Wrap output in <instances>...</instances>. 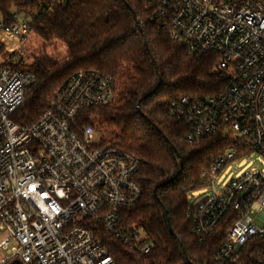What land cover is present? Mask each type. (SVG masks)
Instances as JSON below:
<instances>
[{
  "label": "built area",
  "instance_id": "built-area-1",
  "mask_svg": "<svg viewBox=\"0 0 264 264\" xmlns=\"http://www.w3.org/2000/svg\"><path fill=\"white\" fill-rule=\"evenodd\" d=\"M0 31L20 42L32 34L36 14L53 12L55 0H10ZM153 17L171 28L189 54H215L214 72L228 78L219 94L171 102L169 115L188 127L187 139L222 133L241 141L203 172L209 194L192 202V234L205 243L230 219L218 262L236 258L254 238L264 239V172L248 170L219 183L226 170L250 154L264 157V0H149ZM0 63V251L1 264H117L110 240L148 255L154 244L124 217L141 199L139 160L96 138L78 118L113 96L111 77L95 70L74 73L39 119L17 125L38 77ZM251 149L245 153L244 147ZM226 178V177H225ZM219 183V184H218ZM202 190V191H204ZM4 234H6L4 236ZM14 242L15 244H11ZM264 264V260L262 262Z\"/></svg>",
  "mask_w": 264,
  "mask_h": 264
},
{
  "label": "trees",
  "instance_id": "trees-1",
  "mask_svg": "<svg viewBox=\"0 0 264 264\" xmlns=\"http://www.w3.org/2000/svg\"><path fill=\"white\" fill-rule=\"evenodd\" d=\"M10 3L0 0L4 17ZM53 5V12L32 19V33L44 42L33 62L27 65L15 55L4 63L38 77L12 119L21 126L36 122L78 71L95 70L111 77L114 95L117 81L129 70L118 103L90 107L78 118L79 126L97 123L111 131L115 141L109 144L140 162L137 180L142 196L124 210V217L147 233L154 250L142 255L110 240L116 263L262 264L264 239L250 240L234 260L221 263L217 250L232 221H224L202 243L192 234L188 218L190 196L208 183L203 172L228 150L239 152L241 141L231 142L216 133L189 142L188 127L169 115V106L181 97L203 98L226 88L227 76L214 72L218 56L189 54L184 42L173 38L172 29L153 17L155 6L149 0H55ZM57 42L67 51L63 58L47 53ZM243 149L251 152L248 146Z\"/></svg>",
  "mask_w": 264,
  "mask_h": 264
},
{
  "label": "rangeland",
  "instance_id": "rangeland-1",
  "mask_svg": "<svg viewBox=\"0 0 264 264\" xmlns=\"http://www.w3.org/2000/svg\"><path fill=\"white\" fill-rule=\"evenodd\" d=\"M0 45L4 46V50L0 52V63L9 61L13 56H21L24 58L25 64L29 65L33 62L34 56L38 54L42 47L44 46L43 40L40 39L36 34H31L28 36L26 41L20 42L17 37H14L10 33H5L0 31ZM66 49L59 42L52 45L47 49V53L51 56L57 58H63L66 56ZM130 72L129 70H125L122 77L117 81L115 94L112 96L111 101L114 103H118L122 93L125 90L126 83L129 79ZM94 127L96 130V138L102 143H111L115 141V137L113 136L111 131H108L104 128H101L97 123H94ZM248 170H258L264 172V157L259 154H250L245 158L241 159V161L233 164L229 167L224 176H222L219 180V183L229 181L233 178L238 177ZM226 177V178H225ZM218 183V184H219ZM209 194V190L199 191L193 193L192 202L198 201L203 197H206ZM262 213L264 216V207L262 209ZM259 212L253 217L257 218V223L259 226L263 225V220L259 217ZM6 234H4L5 236ZM1 240V239H0ZM11 244H15L12 242ZM6 256V251H0V260ZM1 264V263H0Z\"/></svg>",
  "mask_w": 264,
  "mask_h": 264
},
{
  "label": "water",
  "instance_id": "water-1",
  "mask_svg": "<svg viewBox=\"0 0 264 264\" xmlns=\"http://www.w3.org/2000/svg\"><path fill=\"white\" fill-rule=\"evenodd\" d=\"M12 264H20V263L16 261V262H13Z\"/></svg>",
  "mask_w": 264,
  "mask_h": 264
}]
</instances>
